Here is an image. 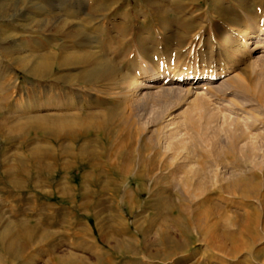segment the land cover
<instances>
[{"label": "rangeland", "instance_id": "1", "mask_svg": "<svg viewBox=\"0 0 264 264\" xmlns=\"http://www.w3.org/2000/svg\"><path fill=\"white\" fill-rule=\"evenodd\" d=\"M48 2L60 13L95 3L86 7L98 20L115 21L90 38L102 71L86 73L101 61L73 63L38 80L6 62L18 51L46 56L52 43L82 51L66 31L48 40ZM0 9V264H264V0H0ZM190 73L207 77L185 83ZM57 89L75 96L98 165L66 155L56 170L47 136L31 143L41 131L19 129L25 115L57 114ZM179 196L216 213L211 245L176 215ZM255 211L257 236L238 225Z\"/></svg>", "mask_w": 264, "mask_h": 264}, {"label": "bare ground", "instance_id": "2", "mask_svg": "<svg viewBox=\"0 0 264 264\" xmlns=\"http://www.w3.org/2000/svg\"><path fill=\"white\" fill-rule=\"evenodd\" d=\"M84 4H81V6L79 7L76 5L74 6L72 3H69V2H66L65 4H62V5L60 4L62 6L61 8L62 13H60V10L55 9L56 4L53 6L49 3V5H51L53 9L52 10L48 9L46 13V28L49 32L53 34V35L51 34V37L50 39L48 38V40H53V38L56 37L55 36L56 34L66 31V33H68V35L71 38H75V37L81 38V41L79 43V45L82 48L80 49V51L82 50L81 52L79 53L72 52V51L64 52L65 45H59L58 43H52L50 45L48 44L49 47L51 48V52H48L46 56L40 55L37 57L32 52L23 53V51H20V52L18 51L17 53H13L12 55L9 54V56H7L6 62L14 64L15 67H17L18 69H21L23 72H25L27 75L31 76L32 78H35L38 80L46 77L47 75L45 73L48 70L49 71L52 70L53 72H56L58 67L63 68L73 63L83 64L86 62L89 64L93 62V64H95L96 61L98 62L101 61L99 63L96 62L97 64L93 65L91 69L89 70L87 69L86 73L89 75H96L98 72L102 71L103 64H104L102 62L104 59L102 58H104L105 55L103 52L97 49V43H96L97 41L96 42L90 41V38L94 34H97L100 30L108 31L110 27H113V25H115V21L112 20L110 23H107L106 17H101L100 20H98L96 14L94 12L92 13L89 10V8L86 7V5H88L90 8H92L94 7L95 3H92V4L84 3ZM0 11L2 12L3 10L0 9ZM77 18L80 19V23L73 22ZM74 50L77 51V49L75 48ZM51 57H55L59 60L56 62L55 60L54 62H51ZM106 69L110 70V67ZM55 76H57V74ZM218 76L220 78H225V77L228 78V74L225 71L218 73ZM145 77L149 78V81H155L157 78L160 77V75L159 73H155L152 75H146ZM205 77H207L206 73H202V74L190 73L186 76L185 83H190V84L196 83L197 80L203 79ZM54 93L55 95H53L52 97L53 101H51V103H54V107L56 106L55 101L59 103L55 107L57 114L55 115L54 113V115L49 114V115H41V116L40 115L39 116L38 115H25V117L27 116V118L24 117L25 121L21 125L19 124L20 125L19 129L21 130V132H23L26 128H30V129L33 128V129H37L41 131L40 132L41 136H31V137L29 136L28 140L31 141V143L32 141H36L35 140L36 137L38 138L37 140L39 139L42 140L44 135L47 136L45 137L46 141L48 140L51 143L48 149L49 151L48 156L50 158H58V157L61 158L60 163L58 165V169L56 170H64L68 168L69 162L63 159V156H66V155L74 156V158L77 157V159H79L78 166L79 165L92 166L94 164L98 165L99 163H101L99 161L100 160L99 154L96 153V151L94 152L92 149L91 150L93 152L89 151L88 150L89 148L87 149V146L91 144L89 142L92 137L91 136L87 137L85 133L83 132V129L77 126L76 124L79 114L77 113L76 110H73L74 103L76 100L75 96L73 97L72 94L70 92H66V90L64 92V95L62 93V96H61L60 89L55 90ZM30 152L31 150L29 151V153ZM28 155L30 156V154ZM46 158L47 157L45 153H42L38 150V152L35 154V159H34L35 163H33V166L34 164H37V166L41 164L42 166L43 163L45 164ZM112 167H113L112 168L113 170L114 168L116 169L115 166H112ZM69 172L71 173V169H69ZM23 173H25V171ZM149 193L151 194V191ZM131 200H132V204L134 205L135 204L142 205V202L138 201L137 199H131ZM206 202L207 200H205V203ZM173 204H174L175 210L177 211L176 215L178 217L181 216L180 218H183L184 222H186L189 226H192V225L197 226L196 232L194 233L195 235L194 241L195 242L203 241L207 243L208 245H211V237H210V230H211L210 228L212 227L211 224L218 225L219 221L214 220L213 223H211L210 219L214 217L216 213H212L211 209H209L208 207L206 209H203L201 206H198V208L196 207L194 209L193 203L191 202V200L187 201L186 199H182L180 196L178 197V201ZM195 215H196V220L194 218ZM258 219H259V214L256 211L246 212L244 214L242 213L241 217L238 220L239 222L238 225L240 227V230L242 232L251 230L250 233H252L254 236H257L255 226L253 227L254 228L253 229L252 227H250V224H253V225L257 224ZM179 221L180 220L179 219L177 220L176 218L174 219L172 225L165 223L163 231L168 233V230L172 226H175L177 228L179 226ZM249 228H252V229H249ZM228 237H232V234H229ZM216 248L218 249L219 247L217 246Z\"/></svg>", "mask_w": 264, "mask_h": 264}]
</instances>
